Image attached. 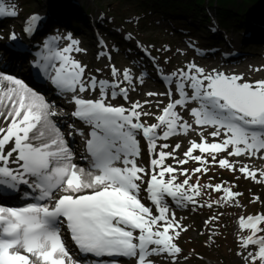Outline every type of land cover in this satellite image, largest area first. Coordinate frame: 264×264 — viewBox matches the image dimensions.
<instances>
[{
	"label": "snow or ice",
	"instance_id": "obj_1",
	"mask_svg": "<svg viewBox=\"0 0 264 264\" xmlns=\"http://www.w3.org/2000/svg\"><path fill=\"white\" fill-rule=\"evenodd\" d=\"M17 16L15 6L0 0V18ZM44 19L32 14L22 31L34 36ZM8 38L19 41L15 31ZM79 45L71 33L51 35L30 64L74 109L70 118L89 126L85 135L76 123L67 125V136L85 137L87 169L73 162L75 153L66 134L53 120L69 114L57 111L55 102L23 79L0 72L4 124L0 126V189L18 191L25 185L39 193L36 203L0 206V264H79L62 228L81 253L130 258L133 264H155L154 257L164 256L178 264L183 255L178 241L188 229L176 218L168 199L178 207L238 206L237 198L243 193L227 182L202 185L198 177L193 182V176L207 174L212 166L264 184V168H253L240 159L264 160V79L249 82L243 75L206 72L195 62L168 70L137 43L166 87L163 92H146L143 101L132 100L130 92L145 83L142 75L114 64L107 66V79L88 75V66L73 55L86 53ZM118 98L127 105L113 103ZM152 119L155 122L149 123ZM193 133L199 141L189 139ZM174 137L188 141L182 159L176 155L181 143L167 142ZM141 140L149 156L147 166L138 162ZM169 159L175 165L167 163ZM189 161L199 166L183 167ZM142 190L151 206L142 202ZM205 190L222 195L201 204L198 198ZM218 219L212 216L205 224ZM238 225L249 232L239 236L238 255L245 264H264V213L240 216Z\"/></svg>",
	"mask_w": 264,
	"mask_h": 264
},
{
	"label": "rangeland",
	"instance_id": "obj_2",
	"mask_svg": "<svg viewBox=\"0 0 264 264\" xmlns=\"http://www.w3.org/2000/svg\"><path fill=\"white\" fill-rule=\"evenodd\" d=\"M47 1L48 0H43L44 3ZM115 1L116 0H78V3L82 4L84 7H88V13L86 14H79L77 11L73 10L72 7L71 11L65 10L66 15H64V18L66 22L73 26V30L70 31H74L73 36L80 41L79 46L86 50V53H74L73 55L77 60L88 66V75H97L98 78L102 79L109 78L107 67L109 64H114L117 68L132 67L133 72L138 76L143 75L141 70H144V68L148 66L152 67V63L149 62V58L141 52V49L136 46L137 43L148 48L152 56H155L157 60L160 61L161 66L168 70H174L185 66L189 62L195 61L196 64L217 62L223 65L222 68H225L227 64L221 61L224 54L234 57L236 60L233 66L227 67L229 69L242 67V64L248 62L255 64L256 61H258L259 66L264 70V59L261 57L264 55V14L261 16L262 21L256 25H251V32H254L252 39L247 38L249 36L246 32L247 29H244V31L239 26L230 23V27H234V29L238 30H223L222 37L226 38L227 43L230 38L232 42L231 49L226 50L225 52L227 53H222L219 57H212V60H210L207 58L210 47L206 45L199 34V32L203 31L197 25L198 19L195 20V29L197 33L191 35L190 31L193 29L190 28L189 24H185L188 23V21L179 24L167 19L166 15L162 12L157 15L151 14L157 17H155L153 21H146L144 13L138 15L136 3H133L131 0H121V6L118 11L112 9ZM22 2L24 3L22 4ZM5 3L7 6L16 4L18 12L16 19H13L7 24L0 25V27L7 26V29L10 28L13 22H17L18 24L22 23L23 21L21 19L26 18L24 13L27 11L51 15L47 7L48 5L43 4L42 0H5ZM73 4L75 5V2H73ZM148 12H150L149 9H147V13ZM119 13L121 16H119ZM207 14L210 16V21L212 18L215 19L210 10ZM191 17L197 16L191 13L186 14L184 11H182L179 16V18L184 19H190ZM52 18V25L55 24L54 26L59 27L61 23L59 16H52ZM101 19H107L114 22L116 25H105ZM18 20H20V22H18ZM229 21H233V19H229ZM88 22L90 23L88 24ZM95 23L102 25L101 27H103L105 32L100 31L97 27L92 28V25ZM238 25L245 27V24ZM44 29L45 31L47 30L46 27ZM59 29L60 28L55 29V31L52 30L50 33H53V35L58 34ZM209 32L215 34V32ZM97 34L102 36L103 42L98 43L96 41L94 35ZM129 34H131V39L123 38V36L128 37ZM244 35L247 37H244ZM215 36L219 37L220 34H215ZM231 37L238 39V43L235 42L236 40L233 41ZM255 38L258 39V42L252 43ZM244 40L249 41V43L244 42ZM213 43L222 44L219 38L214 39ZM117 44L125 45V49L118 47ZM164 49H167V51ZM234 50L241 51L240 56H234ZM101 52H109L111 59H107L105 55L100 56L99 53ZM216 53L215 56H218V52ZM165 60L170 61V63L165 64ZM228 60L231 59L228 58ZM97 69H102L103 71L97 73ZM229 69H226L224 73H236L235 70L229 72ZM207 71H211V69H207ZM0 72L11 74L2 69H0ZM143 79L145 83L141 87L137 86L131 97L132 100L143 101V99H145L140 96V91H142V93L148 91L160 92L150 78L147 77ZM262 79H264V77H262ZM161 99H163V97H161ZM114 102L127 105L126 101L119 98ZM165 103H167V100H165ZM56 107L59 108L58 105H56ZM152 111L156 112L157 110L153 108ZM185 118L187 119V116ZM53 120L56 122L57 126L60 127L54 117ZM193 138L194 134H190L189 139ZM176 140L177 139L171 138L167 142L171 145H175L179 142L188 145V141L184 140L182 137L179 139V142H176ZM141 149L142 158L138 162L147 166L148 157H146L144 153L142 140ZM195 154L200 153L196 152ZM240 159L242 161H248L247 158ZM188 164H191L190 166L188 165L187 169L189 170L199 166L197 162L193 161H189ZM197 177L202 185L227 182L228 185L233 186L234 191L243 193V195L237 198L238 206L222 204L220 206L214 205L212 208H208L194 207L189 204L186 212L181 211L178 213L177 211H173L175 212L176 218L188 229L186 232L182 233L178 241L179 246L183 249V255L179 257L178 264H245L242 256L238 255L241 251L239 236H246L249 232L239 228L238 218L240 216L246 217L248 215L264 213V184L246 179L238 172L233 175L230 171L219 170L217 166H212L211 171L207 174H196L193 176V182L196 181ZM179 179L182 181L184 177L180 176ZM143 187L146 186H142V189ZM221 195L222 193L218 194L205 190V194L198 199L200 203L203 204L219 199ZM140 197L144 198V200L141 199L142 202L145 201L148 204L147 194L143 190L141 191ZM254 197H259L260 199L257 201ZM212 216H219L218 221L212 225H206L205 221L209 220ZM261 234L264 235V233ZM198 248L204 249L205 251ZM193 250H197L201 258L194 254L192 252ZM251 250L254 251L255 247L253 246ZM185 256H187V260L184 259ZM206 257L207 259L204 260L203 258ZM153 259L155 264H172L171 258H166L164 256L154 257ZM257 264H259V261H257Z\"/></svg>",
	"mask_w": 264,
	"mask_h": 264
},
{
	"label": "trees",
	"instance_id": "obj_3",
	"mask_svg": "<svg viewBox=\"0 0 264 264\" xmlns=\"http://www.w3.org/2000/svg\"><path fill=\"white\" fill-rule=\"evenodd\" d=\"M136 3L138 15L144 13L146 21L150 20L151 14L162 12L166 18L171 21H187L189 19L179 18L182 11L186 14H196L201 21H207L210 17L207 12L210 10L214 17L223 27L229 26L230 23L239 26L241 29L251 28L262 21L261 16L264 14V0H131ZM75 2V5L73 4ZM121 0H116L112 9L119 11ZM152 2V3H151ZM49 8L61 5L70 6L81 13H88V7L78 3V0H48L46 2ZM147 9L150 12L147 13ZM152 15V16H156ZM119 16L120 13H119ZM194 18V17H192ZM233 19V21H229ZM180 20V21H179ZM104 24H108L104 21ZM237 24V25H236ZM238 24H245V27ZM99 26H102L98 23ZM205 251L204 249L198 248ZM208 252V251H206Z\"/></svg>",
	"mask_w": 264,
	"mask_h": 264
},
{
	"label": "bare ground",
	"instance_id": "obj_4",
	"mask_svg": "<svg viewBox=\"0 0 264 264\" xmlns=\"http://www.w3.org/2000/svg\"><path fill=\"white\" fill-rule=\"evenodd\" d=\"M11 6H15V8H16V4H12ZM40 15L45 18L42 22H45L46 21L45 14H40ZM188 24H189L190 28L192 29V27L196 24V22H195V20L193 18H190L188 20ZM61 33H62L61 35H66V34H64L65 31H64L63 28H61ZM5 38H6V35L2 31H0V47L2 46V42H3V40ZM231 38L233 39V41L236 40L235 42L238 43V39H235L234 37H231ZM22 41L29 48V51L27 53L22 54V53H19L17 51V48H15V47L13 48V47H5L4 46V49H5L6 53L10 54L15 59L13 60V59H11V57H6V58L0 59V68L7 69L6 71H8V72L14 71V72H25V73H28L27 63L33 57L32 56V51L34 50L33 44L34 43L35 44L38 43V39H36L33 36L28 38L26 36V34H23L22 35ZM228 41L230 43L229 46L228 47L222 46L221 48H219V50H218L219 53L222 54V53H224V50L225 49H229L231 47V43L232 42L230 41V38H229ZM89 53H91V52H89ZM261 57L264 59V55H262ZM210 58L211 57H209V59ZM234 61L235 60L232 59L229 63L227 62V66L225 68H222L223 65H220L217 62H215V63L206 62V63L197 64V65L203 67L206 72H207V69H211V70L212 69H216L218 71L226 72V69H229L227 67H230V66H233L234 65ZM254 63H255V61H254ZM241 66L242 67H235V68L229 69V72L235 70L236 71L235 74L243 75L244 79L246 81H249V82H252V81H255V80H259V79H262V77H264V70L259 66L258 61H256L255 64H252V63H249V62L248 63H244ZM257 68H260L262 70L259 71V72H257V71H255V69H257ZM146 70L149 72V74H151L152 72H154L153 67H150L149 68V66H148V67H146ZM155 82L158 83V84L159 83H162L161 80H158V81H155ZM138 86H141V85H138ZM133 92H130V97L133 96ZM145 93L146 92H143L142 93V91H140L139 94H140V96L142 98H146L145 95H144ZM70 108H72V107H70L68 104H67V106H64V109L65 110H69ZM56 119L59 122H62V123H69V122L72 121V119L70 118V116L56 117ZM152 122H155V120L154 119L149 120V123H152ZM0 126H4L2 119H0ZM69 131L70 130H68L67 133ZM193 134H194V138L193 139H197L199 141V137L195 133H193ZM72 137H73V140H76L77 142H79L82 136L73 134ZM180 138L181 137H174L172 139H177L176 142H179L180 141L179 140ZM210 142H211V140H210ZM179 143H181V142H179ZM181 145H182V147L178 150V152L176 153V155H177L178 158H181L182 159L183 158V152L186 151L188 145H185L184 143H181ZM172 146H174V145H172ZM75 149H73L72 151L74 153H76V155H78V154L81 153V149L79 147H75ZM168 150L171 151V148L168 149ZM243 162L250 164L253 168H257V169L264 168V160H262V159H255L253 161L248 160V161H243ZM167 163L175 165V161L172 160V159H169L167 161ZM188 165L190 166L191 164H186L183 167L188 168ZM0 197L1 198H6V195L0 192ZM140 198H143V197H140ZM14 202L15 203H10L9 206H22V205H24V204L27 203L26 202V203H23V204H18V200L14 201ZM168 202H169V204L171 206L178 207V206H176L173 203V201H169L168 200ZM186 211H187V209L184 210V212H186Z\"/></svg>",
	"mask_w": 264,
	"mask_h": 264
}]
</instances>
